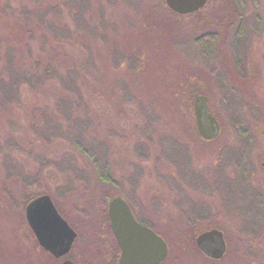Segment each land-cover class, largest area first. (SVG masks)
Returning <instances> with one entry per match:
<instances>
[{
    "label": "rangeland",
    "instance_id": "obj_1",
    "mask_svg": "<svg viewBox=\"0 0 264 264\" xmlns=\"http://www.w3.org/2000/svg\"><path fill=\"white\" fill-rule=\"evenodd\" d=\"M65 1L47 0L52 5ZM74 1L81 6L71 5L70 10L82 9L90 26L79 21L83 29L72 31L76 42L66 44L67 61L58 70L60 76L76 70L78 88L71 89L68 80L55 78L45 89L40 83L35 88L25 85L11 110V105L4 107L8 110L0 105V145L8 139L18 144V151L14 149L17 159L0 150V264L54 263L38 246L15 206L25 192L20 188L14 194L21 183L18 175L17 183L7 177L13 169L22 178H33L40 170L51 191L59 192L65 214L79 231L75 208L91 210L92 206L95 210L93 198L99 195L102 202L105 194L99 190L109 185L111 190H125L131 204V195L137 194L142 200V216L170 239L169 254L162 264H264V33L259 38L249 29L244 35L235 34L234 0H208L196 15L184 16L171 12L163 0ZM257 1L255 6L253 0H246L247 28L252 29L248 24L256 14L264 26V0ZM12 6H17V0L1 12L0 28L16 24ZM66 19H70L68 14ZM90 27L91 32L86 30ZM70 28L74 29V23ZM212 30L221 33V47L206 55L194 40ZM0 54H4L2 49ZM25 55L29 57L17 62L0 56L2 75L8 76L14 67H31V63L36 67L37 59L44 61L35 49ZM245 60L250 66L248 77L236 68ZM136 63L140 67L134 69ZM197 92L209 97L222 125L214 140L201 138L195 129ZM232 93H239L243 104L234 108L228 98ZM72 105L82 116L70 127L63 112ZM234 115L242 117L253 133L250 135L259 140L255 152L251 150L252 166L245 172L229 164L227 173H212L210 167L220 156L230 160L245 153L248 158L250 145L239 137ZM54 126H59L64 137L48 136V129ZM85 145L109 161L115 182L105 184L97 179ZM137 146L142 151H136ZM5 186L12 188L11 195L10 191L5 194ZM65 188L67 192L61 191ZM256 194L262 195L260 202ZM202 213L225 231L228 249L217 261L197 247L196 223L185 235L178 230L186 219ZM241 228L250 231L248 239L259 242L250 254L239 249ZM110 242L109 237L102 238L98 247L83 248L84 258L76 250L73 258L77 264H82V258L83 264H97L99 255L109 256Z\"/></svg>",
    "mask_w": 264,
    "mask_h": 264
},
{
    "label": "trees",
    "instance_id": "obj_2",
    "mask_svg": "<svg viewBox=\"0 0 264 264\" xmlns=\"http://www.w3.org/2000/svg\"><path fill=\"white\" fill-rule=\"evenodd\" d=\"M3 0H0V14L1 12H6L7 8L11 6L12 0H9L8 2H2ZM28 1V2H27ZM17 0V6H12V14L16 18L15 20V25L11 26V28H7L8 24L4 25V28H0V49L4 51V54H0L1 59H8L17 62L18 60L21 61L24 59V57H29V55H25V53H32V50L35 49L37 52H39L41 55H43V62H40L42 60H36V67H34L33 63H31L28 67H14L12 69V73H10L8 76H3L2 74V68L0 69V105L2 110L7 109L8 106L11 105V107H8L9 110L13 109V104L19 102L20 100V95L22 92V89L24 88L25 85H28V87L35 88L38 83L40 85H43L44 89L48 83L49 86H52V79L55 78H62L65 80H68L66 82L70 88H78L77 84H79V78L75 74H77L76 70H69L65 76H60L59 70H58V65L63 66V62L67 61V51H64V48L67 43H72L69 42L71 40H75L76 42V37L73 38V33L72 31H78L82 30L83 27L80 24L81 23H86V26H90L88 22L84 19V16L82 14V9L78 8L77 10L73 11L70 10L71 5L74 7L81 6L80 1L76 2L74 0H66L65 2L67 3H62L59 2L58 4H49L47 0ZM71 1L74 2L71 4ZM111 0H109L110 2ZM115 0H113L114 2ZM164 2V0H163ZM235 2V7H236V12L234 16L237 18V21L235 23L236 29H235V34L238 35H244L246 34V31L253 32L252 34L254 37H263L264 33V26L262 25V22L258 15H254V20L252 24V29L250 27L247 28L246 24V16L244 14V9L246 7V0H234ZM255 6L258 4L257 0H253ZM165 3V2H164ZM68 5V6H67ZM68 10L66 11L65 9ZM173 12L172 10H170ZM174 13V12H173ZM67 14L69 15L70 19H66ZM2 17V15H0ZM226 20V19H225ZM74 23V29L71 30V24ZM102 26H104L103 23ZM234 26V27H235ZM232 27V25H231ZM230 27V28H231ZM91 29V30H90ZM90 29H86L87 31H92L93 29L90 27ZM229 29V28H228ZM249 29V30H248ZM107 30V27H106ZM225 31V29H223ZM89 32V33H90ZM221 33L217 30H212L210 32H206L200 36H198L194 41L195 44L198 45V48H201L202 51L201 53L206 55H212L217 52H219L220 49V36ZM248 34V32H247ZM222 41V39H221ZM82 44V43H81ZM3 46V47H2ZM4 56V57H3ZM237 60L240 61V58L237 57L235 58V61ZM4 61V60H2ZM56 62V64H55ZM134 62V60H133ZM10 64V63H9ZM249 63H246V60L244 63L239 62L236 66L237 71L239 74L243 77H248L249 76V70L250 66L248 65ZM4 67V64L2 65ZM135 68L140 67V64L136 63ZM30 68V69H29ZM62 75V74H61ZM229 101L233 104L234 108L236 106H240V104H243L242 100L240 99L241 96L239 93H232L231 96H228ZM227 98V99H228ZM246 104V102L244 101ZM249 104V103H247ZM7 106L6 108H4ZM63 108V107H62ZM8 110V109H7ZM66 111L63 112V109H61V112L66 116L67 119H69L70 122V127L72 126L73 121L79 122L80 118L82 116L81 112L76 111L77 109H74V106L70 109H65ZM213 113L218 117L216 112L212 109ZM251 111L254 112V109L251 108ZM60 112V113H61ZM234 112V110H233ZM71 114H73L74 117H71ZM10 114H8L6 117H8ZM5 117V118H6ZM239 117L237 115L233 116V124L237 128V131L239 133V137L242 139V141L248 145H250L249 148V153H248V158L247 154L242 153V155L238 154V157H235L236 163L233 164L234 166L241 168L242 170L240 171H249V167L252 166V161H251V150L255 152V149H257L259 145V140L255 137H253L250 134H253L249 131V128L245 126V123L243 121V118L238 119ZM219 119V118H218ZM48 124H51L50 122ZM248 126V125H247ZM48 136L51 138L58 136V134L62 137H64V134H60L61 132L59 131V126L57 127H51L49 130ZM245 137H248L245 138ZM255 139V140H254ZM10 139L6 140L4 145H0V150L4 153V156H11L13 159H17V156L15 155L16 152L14 153V149L18 151V144L12 143V140L9 141ZM79 145H83V141L78 140L77 141ZM87 151L89 152V157L93 160L94 166L98 172V177L97 179L101 180V182L105 184H111L114 181V178L112 177L109 161L106 160V158L102 157L101 155H96L95 150L92 147H86ZM136 151H142L141 146L135 147ZM248 151V150H247ZM8 154V155H7ZM14 165V163H13ZM16 168V164L14 165ZM218 166L214 165L212 168L210 167L211 172L213 173V169H217ZM220 168L223 166H219ZM228 167V165L226 166ZM206 173L207 170H205ZM41 171L36 172L34 177L32 178L31 176H22L20 175L19 171H14V169L11 172H8L7 177H12L14 182H18L17 178H15L17 175L19 176L20 180V186L16 187L14 194L18 191V189L21 188L25 192V196L22 201H16L15 206L17 207L18 211L21 213L23 219L26 221V216H25V205L28 202L29 199H31L33 196L42 193V192H47L50 193L55 200L57 206L61 210V212L65 215V217L73 223L72 217L70 218L67 214H65L64 208L60 204V200L62 197L58 193H54L51 191V188L48 186V182L45 181V179L41 175ZM209 175V174H208ZM209 178L212 180L213 177L209 176ZM89 179V178H87ZM91 179H89L90 181ZM87 181V180H85ZM86 183V187L90 183ZM113 181V182H112ZM111 186L109 185V188L107 187L106 189L99 190L101 193H104V198L101 202L100 199H98L99 195L95 196L92 200V202L95 204V210H93V207L91 206V210L87 209L86 207H81V208H75V211L77 212L79 216L78 223L80 224V231H79V236L78 239L76 240L75 246H74V251L80 252L81 255H83L84 258V253H83V248L86 246H94L95 245L98 247L99 244H101L102 238L109 237L111 242H110V247L111 251L108 257L102 258L103 256L99 255V258L96 259L97 264H115L117 261V257L119 254V248L117 241L113 235V232L110 228L109 224V218L107 215V203L112 195L113 191L118 190L119 193L123 194L124 196H127V192L125 190H121L118 188H115L114 190H111ZM11 187H4V192L5 194L10 195L11 193ZM60 191V190H58ZM61 191H68V188H65L64 190ZM127 193V194H126ZM13 194V197H15ZM108 196V197H107ZM16 198V197H15ZM256 199L260 202L262 200V195L261 194H256ZM99 200V201H98ZM92 202L89 203V206L92 205ZM100 203V204H99ZM98 205V207H97ZM134 206V204H132ZM136 213L140 216L141 221L146 223L147 225L151 226L155 230H157L159 233H161L167 242L170 244V239L167 235L162 233V231L159 230L158 226L156 223L144 218L142 215L139 214V210L136 209V206H134ZM77 209V210H76ZM93 210V211H92ZM204 212V211H203ZM99 213V215H97ZM198 215V214H197ZM200 214L198 217L194 219L189 218L186 219V221L183 223V226H179L178 230L181 233H184L182 235H185L186 232L189 230H194V223H196V227L198 228L196 233L193 234H198L200 231L212 227V226H217L222 229L219 223L214 222L213 220H207L206 217L202 216ZM207 215V214H206ZM195 220V222H194ZM27 222V221H26ZM28 225V222H27ZM193 225V226H192ZM74 226L77 228V226L74 224ZM29 230L31 234L34 237V233L32 232L30 226L28 225ZM176 227V226H175ZM78 229V228H77ZM79 230V229H78ZM239 236L241 237L239 243V249L242 253L244 254H250L252 251H256L255 247L257 248L259 246V242L257 243L256 239L250 240V231L244 230V229H239ZM225 232V231H224ZM195 235V237H196ZM84 236L88 237L87 242L84 240ZM254 236V235H253ZM252 237V236H251ZM250 238V239H248ZM36 243L38 244L37 240H35ZM229 245V244H228ZM38 246H40L38 244ZM89 246V247H91ZM196 246V245H195ZM41 247V246H40ZM43 252H45L47 255H50L54 260L53 264H61V261L54 257L51 253L43 249ZM75 251V252H76ZM89 254H94V252H88ZM87 254V255H89ZM83 258H82V264H83ZM80 259V258H79ZM78 259V260H79ZM210 260L217 261L218 259H213L209 258ZM91 261V260H90ZM163 263V262H162ZM161 263V264H162Z\"/></svg>",
    "mask_w": 264,
    "mask_h": 264
},
{
    "label": "water",
    "instance_id": "obj_3",
    "mask_svg": "<svg viewBox=\"0 0 264 264\" xmlns=\"http://www.w3.org/2000/svg\"><path fill=\"white\" fill-rule=\"evenodd\" d=\"M207 0H166L167 5L179 13H189L203 7ZM194 114L199 134L207 140L216 138L221 131L218 118L210 109L205 94L197 93ZM26 218L41 246L56 257L68 254L77 236L76 230L60 213L49 193H40L25 206ZM112 230L120 246L117 264H160L169 254L167 240L153 228L135 217L122 195L113 196L108 204ZM198 248L208 257L222 258L227 251L224 231L208 227L196 236ZM63 264H73L69 258Z\"/></svg>",
    "mask_w": 264,
    "mask_h": 264
},
{
    "label": "flooded vegetation",
    "instance_id": "obj_4",
    "mask_svg": "<svg viewBox=\"0 0 264 264\" xmlns=\"http://www.w3.org/2000/svg\"><path fill=\"white\" fill-rule=\"evenodd\" d=\"M164 2H165V5H166V1H165V0H164ZM207 3H208V0H207L206 4H207ZM206 4H205L203 7L199 8L198 10L193 11V12L186 13V14H179V13H176V14H179V15H182V16H184V15H191V14L196 15L197 11H199V10L202 9V8H204V7L206 6ZM167 7H168V6H167ZM168 9H169V7H168ZM174 13H175V12H174ZM195 129H196L198 135L201 137V135H200L199 132H198V128H197L196 124H195ZM221 130H222V128H221ZM220 133H221V132H220ZM219 135H220V134H219ZM219 135H218V136H219ZM218 136H217V137H218ZM201 138H202V137H201ZM221 150L223 151V148H222ZM222 151H221V152H222ZM229 164H237L235 158H234V159H230V160H229V159H225V160H224V158H222V157L220 156V157H219V160H218L217 162H215V165L218 166V167H217V169H213V173H216V170H217V171H221L222 173L225 171V172L227 173V167H226V166L229 165ZM219 166H223V167L220 168ZM129 178H130V177H129ZM131 181H132V179H131ZM118 194L122 195V196L127 200V202L129 203L131 209H132L133 212H134L135 217H136L139 221H141L140 216L138 215V213H136V210H135V208H134V206H136V209L139 210V211H138L139 214L142 215L141 210H142V208H143V205H141L140 202H139V200L141 199V197L138 196L137 194H136V195L133 194V195H135V196L131 195V196H132L131 198H133V203H132V204H134V206H133V205L131 204L130 200L128 199V197H127V196H124V195L121 194V193H119V191H113L111 197H113V196H115V195H118ZM140 201H142V200H140ZM107 215H108V214H107ZM108 218H109V216H108ZM141 222H143V221H141ZM143 223H144V222H143ZM109 224H110V228H111V230H112L110 219H109ZM73 225H74V224H73ZM73 227H75V226H73ZM75 229H76V231H77V237L75 238V241H74V243L72 244V247H71L69 253H68V254H65V255H63V256H61V257H58V259L61 261V264H63L64 260H66L67 258H71V260L73 261V264H77L76 260L73 258V255H74V252H75V251H74V246H75L76 240L78 239V236H79V230H78L76 227H75ZM112 232H113V230H112ZM113 235H114V233H113ZM114 237H115V235H114ZM115 239H116V238H115ZM116 241H117V240H116ZM117 244H118V243H117ZM118 248H119V254H118L117 261L115 262V264H117V262H118V258H119V255H120V247H119V245H118Z\"/></svg>",
    "mask_w": 264,
    "mask_h": 264
}]
</instances>
